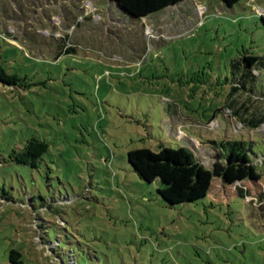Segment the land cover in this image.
<instances>
[{"label": "rangeland", "instance_id": "374dc122", "mask_svg": "<svg viewBox=\"0 0 264 264\" xmlns=\"http://www.w3.org/2000/svg\"><path fill=\"white\" fill-rule=\"evenodd\" d=\"M249 55L264 57V0H187L141 20L113 0H0V65L27 80L0 84V264L13 250L20 264H75L70 252L76 264H264V127L236 117L264 115V99L240 95L225 114L232 64ZM33 138L48 152L19 165L11 155ZM228 138L260 157L261 179L214 177L193 203L169 205L128 161L185 147L213 171L211 140Z\"/></svg>", "mask_w": 264, "mask_h": 264}, {"label": "trees", "instance_id": "16d2710c", "mask_svg": "<svg viewBox=\"0 0 264 264\" xmlns=\"http://www.w3.org/2000/svg\"><path fill=\"white\" fill-rule=\"evenodd\" d=\"M113 1L130 18L141 20L187 0ZM221 1L228 7H234L244 0ZM71 50L75 49L66 44L67 53ZM232 67L236 71V73L234 72L236 79L231 85L225 114L227 110L231 111L230 107H234L233 104L235 105L236 99L240 95H251L264 99V81H258L264 76V57L249 55L244 60L234 61ZM237 75L239 78H237ZM202 83L207 84L208 80H203ZM0 84L9 87H25L27 80L21 78L18 74L10 73L4 66L0 65ZM259 91H262V93H259ZM236 117L244 123L251 124L253 129L264 127V115L249 121L242 114H236ZM216 118L217 114L214 115L213 119ZM211 143L214 145L220 159L215 164L213 171L207 169L198 160L195 153L185 147H179L178 149L162 147L158 152L148 148L135 149L128 152V161L142 180L148 183L160 181L162 186L159 188V194L165 202L172 206L197 202L207 197L214 177H219L225 183L231 185L248 179H261L256 170V161L252 159L254 153L248 148L246 141L228 138L224 141L211 140ZM48 150L49 145L46 141L33 138L26 143L20 152L15 151L11 158L19 165L37 167V163ZM254 156L256 160L260 157L264 158V155L259 157L254 154ZM53 241L58 242V249L62 246V238H56L49 242ZM68 254H72L76 264L74 254L72 252ZM21 257L22 255L16 250H13L10 254V258L15 264L21 263Z\"/></svg>", "mask_w": 264, "mask_h": 264}]
</instances>
